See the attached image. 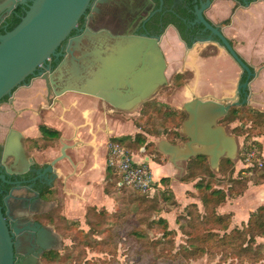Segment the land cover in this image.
<instances>
[{
    "label": "water",
    "instance_id": "water-1",
    "mask_svg": "<svg viewBox=\"0 0 264 264\" xmlns=\"http://www.w3.org/2000/svg\"><path fill=\"white\" fill-rule=\"evenodd\" d=\"M91 1L0 0V26L4 24L6 27L5 32L0 34V102L6 96L12 97L16 88L26 83L29 76L34 75L51 57L59 55L58 49L71 32L78 28ZM114 1H97L87 27L81 34L69 39L67 54L58 66L56 75H42L49 94L53 90L54 96L59 97L66 92L75 91L98 97L118 111L131 112L154 98L162 86L168 83L167 59L156 39L130 33L120 41H115L113 31L108 27L92 24V19L102 11L103 6ZM142 1L144 0H122L129 11H138ZM233 1L240 5L236 0ZM210 3L208 0L203 5L198 16L206 29L220 39L224 49L240 66L242 74L246 75V80L238 84L231 97L211 100L197 98L184 106V110L190 114L188 118H192L194 124L202 116L211 118V129L199 126L202 133L207 130L215 132L212 126H221L217 119L224 117L232 106L250 103L251 83L264 68L262 66L256 69L246 61L219 30L220 24L214 26L206 20L202 11ZM249 4L246 0L244 6ZM20 6L26 8L25 13L20 17V23L8 30L7 18L16 15ZM59 81L64 84H59ZM23 139V134L14 129L7 137L5 154L15 157L16 166L28 164ZM209 144L211 142L204 141L207 147H210ZM68 148L69 145L64 144L61 155L53 164L70 158L66 151ZM48 169L51 170V167ZM1 178L5 179L4 176ZM24 229L28 231L23 234V240L14 241L0 198V264H41V255L59 243L52 231L39 223H28ZM16 232L19 233L20 229L16 228ZM35 233H38L40 248L33 243ZM29 242L30 245H26Z\"/></svg>",
    "mask_w": 264,
    "mask_h": 264
},
{
    "label": "rangeland",
    "instance_id": "rangeland-1",
    "mask_svg": "<svg viewBox=\"0 0 264 264\" xmlns=\"http://www.w3.org/2000/svg\"><path fill=\"white\" fill-rule=\"evenodd\" d=\"M229 5H227V2H219L217 6V11L224 16L228 15V19H230V23L226 27V33L227 35L233 40L236 49L238 52L244 57V58H254L256 55L259 54L260 49L257 48L254 43L248 42L247 40H244V20H240V22H235V19L233 17L234 14L230 15L229 13ZM241 16L244 17V8L241 10ZM209 15L212 17V15L209 13ZM214 18V17H213ZM221 19V18H220ZM244 19V18H243ZM172 38V41L174 43V48L171 50V53H167L168 55V68H167V77H168V83L164 87V89L160 91L154 96V99L149 100L150 108L147 114H144L142 112V105L138 107L136 110L131 112H124V111H118L114 109L109 103L107 102H98L95 98L87 95H83L80 93L72 92L69 94L70 98H79L80 100L87 101L90 105L94 104V110H95V116H94V122L96 130H98L99 138L97 139L98 145H102L103 142V134L104 131L102 130L103 124H111L112 126L119 127L124 126L122 129H118L115 131V135L117 137H126V136H134L139 132H134V129L132 131L133 124L139 129L140 133L150 132L152 134H155L153 137L157 138L158 142L163 140H169L171 136L167 135V129L171 126H168L166 124V118L161 117L160 114H158L154 108L156 106H160L161 104L165 102H161L159 99H165L167 96V90L168 85H170L172 79H173V73L177 66L180 68L183 66V54L184 49L183 46L179 44V41L177 40L172 33L169 35ZM214 45L206 46L205 48L201 46H197L196 50L194 51L197 53L199 51V54L203 55L206 53L207 57H199L198 54L193 53L189 57L187 56L186 61H191L192 64H197L201 68V77L199 80L203 82L202 85L204 87L214 86L215 87V93L218 95V98H222L221 94L225 91V85L230 84L232 77L238 78L243 75L242 70L239 67V65L222 49H219ZM202 49V50H201ZM201 52V53H200ZM210 57V58H209ZM205 58H209L206 60ZM167 59V57H166ZM232 62V64L230 63ZM186 79L185 84L183 86H193L195 85V82L198 81V77H196V74L194 73V70L187 69L186 70ZM231 78V79H230ZM240 81V80H239ZM238 81V83H239ZM37 86L41 88L42 80H37ZM205 92V89H203ZM177 90L173 91L174 93ZM209 91V90H206ZM161 94V95H160ZM78 99V100H79ZM90 101V102H89ZM193 99H191V102ZM93 102V103H92ZM169 102L176 103V105H179L180 107H184V105L188 104V101L186 102L185 99H183L180 96V93L177 95V97L174 96L173 99H170ZM92 103V104H91ZM98 105V106H97ZM172 106V105H171ZM174 107V106H172ZM98 109V110H97ZM182 109V108H181ZM143 113V114H142ZM243 118V119H242ZM241 120L235 121L232 124H223L227 127L228 131L231 132L233 135L238 136L234 133V128L238 125L241 126L244 121V111L241 114ZM132 124H131V123ZM180 122L179 118H173V123L177 124ZM100 124L102 127H100ZM167 126V129L165 128ZM250 124H247L246 127H244V136L246 135L247 131H250L251 133L256 132L250 130ZM134 128V127H133ZM126 132V133H124ZM146 134V133H145ZM148 140H151L152 136L146 135ZM243 138V136H240ZM244 139V138H243ZM152 141V140H151ZM156 143V142H155ZM178 143V141H177ZM29 144V143H28ZM31 146V145H29ZM47 146V145H45ZM51 146L54 147V150H57L59 143L57 141H53L51 143ZM103 147V145H102ZM157 147V146H156ZM158 148V147H157ZM51 149V147H48V150ZM46 150V149H45ZM101 151V147H100ZM38 152V149H33V147L30 149V153H36ZM99 152V151H98ZM102 152V153H101ZM99 152L100 159L103 158V151ZM132 155L137 161L145 160L146 155L143 153H139L138 150L131 151ZM240 154V152H239ZM104 157L106 158V162L111 159V156L107 155ZM263 158H264V150H263ZM98 161V171L99 177L96 182V186L98 187H108L111 195L105 196L101 195V191H96V187H94L92 194L94 196H97L98 200L100 197L104 198L106 201V204L101 203V201H98V204H96L97 207H105L109 212H119L126 217L127 226L130 228L134 225H137V222L139 221L138 218V211H135V208L138 204V198L137 194L131 192V191H119L116 190L111 180L109 181L112 176L106 172L107 165L103 163V159ZM168 160L167 157H164L163 155H160L158 153H155L152 155L151 160H146L150 162L153 173L156 171V166H154V161L162 162L163 164L166 163ZM165 165V164H164ZM246 164L241 162L239 159L236 161V170L237 173H239L243 176H246V191L243 192L239 196H235L234 198H229L226 204H223L219 208V212H224L226 210L230 209V205L228 204L229 201H233L231 203L232 208L235 210L237 214L244 215L243 219L245 217L244 212V206L246 203H251L249 205L247 204V210L250 212L253 209H255L259 204L264 203L263 200H258V196L260 198H264V166L253 168V170L249 173H243L241 170L244 168ZM246 167V166H245ZM104 185L101 184V180ZM94 184V183H93ZM162 184V183H161ZM246 184V182H245ZM164 187H166V183H163ZM218 186L224 188L228 191L229 183H217ZM237 188H240L241 186H236ZM66 188V187H65ZM80 187H78L77 192L81 191L79 190ZM68 190L72 191V187H67V189L63 190L58 188L56 190L57 197L54 199L56 200V207L54 208V215L56 217L55 220H53L51 223L55 229L56 235L58 236L59 243L58 245L53 248V250L59 251V253L62 255L60 259L49 261L47 264H85L86 259H91L94 261V264H237L238 259H236L235 251H232L230 249L229 255H224L222 251H209L205 255L201 256L198 259H188L185 257H180V259L177 258V262L172 260V257L176 256L174 255L176 252L179 251L181 244L185 242V235L182 233L181 229L179 228L178 224L176 223L177 217L184 212L185 207H180L182 204H178L175 199L174 195L169 197V200H166L162 198V195L168 191L167 188H161V185L157 188V197L159 198L160 202V210L152 211V209H147L146 207L143 208V214L141 216H144V221L148 222L145 226L147 230V234L149 239L146 238V242H150V240L160 238L162 235V230L156 226L150 225V222L154 219H158L159 217H165L169 221V226L171 229L176 230V235L174 237V240L172 242L164 243L159 246V248L156 250L155 248L147 249L145 248L144 243H138L137 241H134L133 238L127 234L125 230L120 231V242L115 247L116 250L112 251L113 253H108L110 249L108 247L106 249H103L104 245L99 244L100 246H97V244L94 242L91 246L88 245V242L86 241V237L83 238V235L79 236L78 238H75L79 230L84 231L85 233L89 231L90 227L87 224V207L89 203H86L84 200L86 199L85 193H83L84 200L80 203H77L75 206H73V198L75 194L72 192L68 194ZM168 193V192H167ZM99 195H101L99 197ZM238 197V198H236ZM194 203H197L200 209H203L202 202H201V196L200 193H195ZM91 204V203H90ZM153 207V206H151ZM233 213V214H236ZM234 217L231 223L230 228H243L244 227V220L240 221L241 218ZM57 218H59L60 221L57 222ZM57 222V223H56ZM243 222V223H242ZM73 223H76L75 225H72ZM81 237V238H80ZM100 238V237H98ZM82 239L83 242H80ZM84 239V240H83ZM257 242L264 245V237H258ZM173 248L172 250V257L169 256L170 251H167L169 249ZM262 254V253H260ZM264 254V252H263ZM171 259V261H170ZM41 264H46L47 261H45L42 257V260L40 261ZM255 264V263H253Z\"/></svg>",
    "mask_w": 264,
    "mask_h": 264
},
{
    "label": "flooded vegetation",
    "instance_id": "flooded-vegetation-1",
    "mask_svg": "<svg viewBox=\"0 0 264 264\" xmlns=\"http://www.w3.org/2000/svg\"><path fill=\"white\" fill-rule=\"evenodd\" d=\"M97 1L98 0L91 1V5L86 10L84 16L80 19L78 28L71 32L70 36L58 49L59 55L51 57L34 75L29 76L26 79V83L16 88L12 97L6 96L0 102V107L2 105L14 107L19 92L33 89L35 93L41 97V100H43L44 103V106H40L37 109V114L40 115L41 120L48 118V120L51 121L49 123L43 122L38 126L40 138L24 136L23 144L26 150V161L28 164L18 166H16L15 157L6 155L5 152L6 141L10 131L12 129L17 131L20 130L15 128L13 124L7 129L0 126V177H5V179H0V198L14 241L23 240V234L28 231L25 230L24 227L28 223H39L41 226L49 228L52 231V234L58 238L51 223L56 219L54 215V208L57 205L56 200L54 199L57 197L56 190L60 187L61 189L66 190L67 187H69L70 180L68 175L71 173L74 172L76 175L82 173L79 169L82 167L84 160H77L70 154V151L73 150L72 146L74 142L69 143L64 138V131L59 126L61 121L68 119L65 117L67 111L69 112L72 110V107H74L76 102L80 99L76 97L74 99L69 97V94L75 91L66 92L59 97L54 96L55 92L53 90L51 91V94H49L46 81L45 79H42V75H56L58 66L67 54L66 49L69 39L81 34L87 27L89 16L92 14L93 7ZM210 1L211 3L208 4L206 9L202 11L203 16L214 26H217L216 24H220L218 26L219 30L223 32V34L235 47L233 40L226 33V27L230 23V19L226 16L219 20H214L209 15V10L216 0ZM236 1L239 2L240 5L235 2L230 14H233L239 7H244L246 2V0ZM248 1L251 3L256 0ZM207 2L208 0H144L142 1V5L138 11H129L126 9L122 0H115L112 4L104 5L102 11L98 15L96 14L91 22L94 26L101 25L112 30L115 41H120L122 37L127 36L130 33L137 36L156 39L159 42L165 57L166 49L164 41L171 33L174 37L181 41L184 49L183 56L186 57V60L187 56L189 57L195 53L194 51H197V46L205 48L206 46L214 45L229 55V53L224 49L220 39L216 35H212L210 30L206 29V26L201 22L198 16V12L203 8V5L207 4ZM18 9V14L23 15L26 8L24 6H20ZM12 16L13 15L7 18L8 26ZM1 29L3 31L6 30L4 24H1L0 32ZM195 54H198L199 57L208 56L206 53L203 55L199 54V51ZM185 57H183V66L191 63V61H186ZM242 76L243 75L240 77L239 83L244 82ZM37 80H42V84L40 85L41 88L37 86ZM58 83L64 84V82L60 81ZM166 85L162 86L160 90L162 91ZM83 95L91 96L98 102H106L92 95ZM159 100L163 102L162 99ZM80 101L86 103L85 100ZM29 110L32 111L31 109H23L22 111L13 110V123H15L18 118L22 121V114ZM41 125L46 126V134H44L40 129ZM103 129L106 131L105 127L102 128V130ZM55 134L59 136L58 140H56L59 143L57 150H54V147L51 146V143L54 141V139L51 141V138H53ZM109 140L105 142L106 145L102 143L103 147L101 145V151H103L104 147H106V156L107 143ZM64 144L69 145V148L66 151L70 158H65L53 164V161L61 155V148ZM32 147L33 149H38L37 153L40 154L45 152V154L43 153L41 156L39 155V157L34 153L31 154L30 149ZM48 147H51V149L48 150ZM92 155L93 153L91 156ZM82 157H85V154L82 155ZM49 167H51V170L48 169ZM63 167H65V169ZM71 192V190H68V194ZM75 196L78 199H84L82 190ZM16 228L20 229L19 233L16 232ZM29 232L34 231L29 230ZM33 243H35L38 248L41 247L38 243V233H35ZM26 245H30V242ZM45 252L39 258L40 261L42 260Z\"/></svg>",
    "mask_w": 264,
    "mask_h": 264
},
{
    "label": "trees",
    "instance_id": "trees-1",
    "mask_svg": "<svg viewBox=\"0 0 264 264\" xmlns=\"http://www.w3.org/2000/svg\"><path fill=\"white\" fill-rule=\"evenodd\" d=\"M19 8V7H18ZM16 10V15H13L10 19V24L8 30H12L16 27L20 21L21 16ZM1 29L0 34L4 33ZM243 81L246 80V75L242 76ZM185 78V74H177L174 77V86L180 84V80ZM170 87V86H168ZM170 90V88H168ZM142 112L147 114L150 108L149 101L142 105ZM154 110L161 115V117L166 118V124L170 126L167 129V135L171 136L169 141L172 143L184 142L189 138L182 135L180 129L182 128L185 120L188 118V114L184 109L172 107L167 103H163L160 106H156ZM244 111V121L241 126L234 128V133L238 136H243V143L240 152V160L243 164L248 163L247 155L253 151L257 150L259 157L263 158V148L262 143L258 140V137L264 134V111L256 109L248 104L240 106H232L229 112L222 117L219 121V125L232 124L235 121L241 120V114ZM142 113V114H143ZM179 118L180 122L173 123V118ZM243 119V118H242ZM250 124V130L256 131L251 133L247 131L244 136V127ZM224 126V125H223ZM40 129L44 134H46V126L41 125ZM146 133V134H145ZM137 133L134 136H124L115 137L112 136L111 140H115L122 144L129 152L138 150L139 153L152 158V155L158 153L163 155L156 147L155 143L148 140L146 135L154 136L150 132ZM171 134V135H170ZM48 137V136H47ZM59 136L54 135L51 141L58 140ZM264 159V158H263ZM260 167L255 161L251 166L245 167L241 172H251L253 168ZM106 172L112 176L111 180L113 187L119 191H131L137 196H139L137 207L135 211H138V222L137 225L132 227L127 226L126 217L119 212H109L106 209H98L97 207H89L87 210V224L90 227L88 232L79 230L75 238L83 235V238H87L86 241L88 245L99 244L104 245L103 249L108 247L109 252L116 250V246L120 242V231L125 230L128 235H130L134 241L138 243H144L145 248H159L161 244L172 242L176 235V230L171 229L169 226V221L165 217H159L150 222V225H156L162 230V235L160 238L150 240L146 242V238L149 239L148 232L145 226L148 222L144 221L143 208L152 209V211L160 210V202L157 197V191L154 194H142L141 192L127 186L119 185L121 180V175L117 171L116 167L107 164ZM236 164L229 157H223L220 160L218 173L211 170L209 165V158L205 154H199L194 158H191L188 162L187 174L183 178L186 181L196 180L195 188L201 196V202L203 209H200L197 203H191L187 205L184 212L180 214L176 223L181 229L182 233L185 235V242L181 244L180 249L176 252L174 257H172L173 248L167 250L170 251L169 256L172 260L177 262V258L185 257L188 259H198L205 255L209 251H222L226 256L229 255L230 249L235 251V257L238 259L237 264H264V245L257 242L258 237H264V204L258 206L255 210L250 212L249 218L244 222L243 228H230L233 213L232 212H219V207L227 202L230 197H235L241 195L246 191V176L241 174L236 175ZM167 180L163 178L162 181ZM229 183L228 191L217 185V183ZM246 182V184H245ZM236 186H241L237 188ZM246 187V188H245ZM168 192V193H167ZM105 193L111 195L107 185L105 187ZM170 190L166 191L162 198L169 200L172 196ZM153 206V207H151ZM60 221L57 218V222ZM56 222V223H57ZM73 223L72 225H75ZM100 237V238H98ZM81 238V237H80ZM84 240V239H83ZM80 242H83L82 239ZM262 253V254H260ZM62 255L57 250L46 251L43 255V259L46 264L49 261H54L60 259ZM171 261V259H170ZM85 264H94L91 259H86Z\"/></svg>",
    "mask_w": 264,
    "mask_h": 264
},
{
    "label": "crops",
    "instance_id": "crops-1",
    "mask_svg": "<svg viewBox=\"0 0 264 264\" xmlns=\"http://www.w3.org/2000/svg\"><path fill=\"white\" fill-rule=\"evenodd\" d=\"M222 1L227 2V5H229L228 6L229 13L231 12V9L234 7L235 2L233 0H216L213 6L209 10V13L212 15V18L214 17L213 18L214 20H219L220 18H223V15H221L216 10L219 2ZM242 8H244V17L241 16ZM233 14H234L233 17L235 19V22H240L241 19L244 20V37H245L244 40H247L252 44L254 43V45H256L258 49H260L259 54L256 55L254 58H250V59L244 58L246 59V61L252 64L256 69H259L260 67L264 66V0H256L251 2L248 6L239 7ZM178 41L179 44L183 46L181 41L180 40ZM164 45L166 49V57L168 60V55L169 53H171V50H173L174 48V43L170 36H167L166 40L164 41ZM209 58H205V59L208 60ZM230 63L232 64L231 61ZM178 66L173 73V79L170 85H168L170 86V90L169 89L167 90V96L165 99H163V102L182 109H184V107H180L179 105H176V103L169 102V100L173 99L174 96L177 97L179 93L180 96L183 99H185L186 102L188 101V103L191 102V99H193L194 101L197 98L204 100H211V99H223V98L231 97L234 95V91L237 89L238 81L240 80L241 77L240 76L238 78L237 76L235 78L232 77V79L230 78L231 82L230 84L225 85L226 86L224 90L225 92L221 94L222 98H218L217 97L218 95L215 93L216 90L214 86L204 87V85H202L203 82L199 80L201 77L200 66L192 63L186 64L180 68ZM190 67L192 70H194L196 77H198L197 78L198 81L195 82V85L183 86L186 83L184 80L186 78H184L180 80L179 82L180 84L174 86V77L177 74H185L186 77V72H187L186 70L190 69ZM203 89H205L206 93H203L204 92ZM175 90L177 91L174 93L173 91ZM248 105L256 109H259L261 111H264V68L261 70L259 76L256 77L251 83V97H250V103ZM40 106H44L43 100H41V97L38 96V94H36L33 89L24 92H19L14 107H10L8 105H2L0 107V126L2 128L5 127V129H7L13 124L15 128L20 130L23 136L40 138V132L38 130V126L43 122L45 123L51 122L48 120V118L47 119L44 118L41 120L40 115L37 114V109ZM94 106H95L94 104L90 105L87 101L85 103L79 100L78 102H76L74 107H72V110H70L69 112L67 111L65 117L68 119L61 121L59 123L60 128L63 129L64 131V138L69 143L74 142L72 146L73 150L70 151V154L77 160L80 159L84 160L82 167L79 169L82 171V173L76 175L73 172L70 175H68V178L70 180L69 186L72 187L73 194L75 195L78 194L77 192L78 187H80L79 190H82L83 193H85L86 199L83 200L86 203H89L87 210L89 207H93V206L97 207L96 204H98V201H101V203L106 204L105 199L100 197L101 195H103V197L110 196L105 193V187L102 186L98 187V185L97 186L95 185L96 184L95 180L98 179L100 173V171H98L97 169H98V161L100 159L98 153L100 152L101 146L98 145L99 141L97 140L99 138V134L97 133L98 130H96L95 122H94V116H95ZM23 109H31L32 111L29 110L24 112L22 114L23 115L22 121L18 118V120L15 123H13V118H14L13 110L22 111ZM189 116L190 114L188 115V117ZM219 119L220 118L217 119V122ZM210 121L211 118H209L208 116L205 117L202 116L197 121V123L194 124L192 118L190 119L188 118L186 122L183 124L182 128L180 129L181 134L189 138L187 141L184 142L172 143L169 140H163L158 142L157 138L150 136L152 138L151 140L154 143L156 142L155 145L158 147L157 149L163 154L164 157L168 158L167 162L164 163L165 165L162 162L154 161V166H156V171L154 172L156 184L158 185L159 183V186L161 185V188L163 189L167 188L168 190H170L174 195L175 201L178 204L179 203L182 204L180 207H186L187 205L194 203L195 193L197 192L195 188L196 180H192V181L183 180V178L187 174L188 162L191 158H194L199 154L205 153V155H207L209 158L210 168L215 173H218L220 160L223 157L231 158L235 162V164L237 159L240 160L239 152H241L243 138L240 136L233 135L231 132L228 131L227 127L223 125L217 127L211 125L214 128V129L212 128V130H215V132L214 131L210 132L207 130L205 133H202L201 130L199 131V126H201V128L205 127L206 129H209L208 127H210ZM100 127H102L101 124ZM104 127L106 131L103 129L104 131V133H102L103 142H106L107 140L111 139L112 136L117 137L114 134L115 131L124 128V126L115 127L112 126L111 124H105V123L103 124L102 128ZM133 127H132V131L134 129V132H140L139 129L134 124ZM258 140L262 143V148L264 150V134L258 137ZM204 141L211 142V144H209L210 147L204 145ZM213 144H215L216 146ZM218 151L220 152V154L215 155V153H217ZM43 153L45 154V152ZM43 153L39 154L36 152L34 154L39 157V155L41 156V154ZM92 153L93 155L91 156ZM105 153H106V147H104L103 158L100 159V161L102 159L104 160L103 163L106 166L107 162H106V158L104 157V155L106 156ZM84 154L85 157H82V155ZM146 157L145 159H147ZM151 159L152 158L149 157V159L147 160H151ZM148 163L150 164V162ZM63 168L65 169V167ZM165 177L167 178V180L162 181V179ZM100 181L101 184L104 185L102 179ZM163 183H166V187H164ZM94 187H96V191L98 190L99 192L101 191L102 193L101 195H99L100 197L99 200L97 196H94L92 194ZM259 187L264 188L261 186ZM230 198H234V197H230ZM263 199L264 198H260L258 196V199L256 201ZM83 200L78 199L76 196H74L72 204L73 206H75L77 203H80ZM232 202L233 201H229L228 204L230 205V209L226 210L225 212L236 213L231 206ZM247 204L251 205L252 201L251 203H246L244 206V212L246 213L244 219H243L244 216L243 214L240 215L241 217H239V214L237 213L233 214V218L238 216L239 218H241L240 221L242 220L247 221L251 212L247 210V206H246ZM262 204L264 203H261L258 206ZM97 208L104 209L105 207L103 206L101 208L99 207Z\"/></svg>",
    "mask_w": 264,
    "mask_h": 264
},
{
    "label": "built area",
    "instance_id": "built-area-1",
    "mask_svg": "<svg viewBox=\"0 0 264 264\" xmlns=\"http://www.w3.org/2000/svg\"><path fill=\"white\" fill-rule=\"evenodd\" d=\"M107 155L111 156L107 164L116 167L121 175L119 185L131 187L142 194L155 193L158 185L147 159L137 161L131 152L115 140L108 141ZM247 161L246 167L251 166L255 161L260 167L264 166V159L258 156L256 149L247 155Z\"/></svg>",
    "mask_w": 264,
    "mask_h": 264
},
{
    "label": "bare ground",
    "instance_id": "bare-ground-1",
    "mask_svg": "<svg viewBox=\"0 0 264 264\" xmlns=\"http://www.w3.org/2000/svg\"><path fill=\"white\" fill-rule=\"evenodd\" d=\"M218 154H220V152L218 151L217 153H215V155H218ZM216 159V158H215Z\"/></svg>",
    "mask_w": 264,
    "mask_h": 264
}]
</instances>
